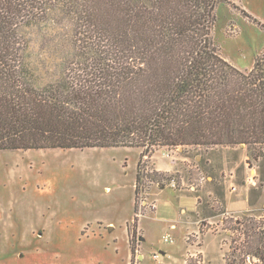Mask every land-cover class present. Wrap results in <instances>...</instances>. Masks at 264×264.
Returning <instances> with one entry per match:
<instances>
[{
  "label": "trees",
  "instance_id": "obj_1",
  "mask_svg": "<svg viewBox=\"0 0 264 264\" xmlns=\"http://www.w3.org/2000/svg\"><path fill=\"white\" fill-rule=\"evenodd\" d=\"M220 2L0 0V150L140 147L136 200L157 148L264 145V48L244 71L220 55ZM238 223L227 264H264V216Z\"/></svg>",
  "mask_w": 264,
  "mask_h": 264
},
{
  "label": "rangeland",
  "instance_id": "obj_2",
  "mask_svg": "<svg viewBox=\"0 0 264 264\" xmlns=\"http://www.w3.org/2000/svg\"><path fill=\"white\" fill-rule=\"evenodd\" d=\"M229 1L215 8L212 37L226 61L249 70L264 48V29L241 11L264 24V0ZM41 35L29 33L39 68L50 60ZM140 152L0 150V264H185L182 218L198 220L200 237L187 235L203 250L202 264L243 257L234 251L238 222L264 216V145L157 148L140 160L148 176L135 200ZM166 232L172 241H164Z\"/></svg>",
  "mask_w": 264,
  "mask_h": 264
},
{
  "label": "crops",
  "instance_id": "obj_3",
  "mask_svg": "<svg viewBox=\"0 0 264 264\" xmlns=\"http://www.w3.org/2000/svg\"><path fill=\"white\" fill-rule=\"evenodd\" d=\"M231 206V205H230ZM156 208V207H155ZM232 210L233 209H236L238 208L237 206H231ZM184 208H181L180 211H183ZM198 220H192V219H189V220H185V218H182V229H183V241H184V244L186 246V250H185V256H184V262L185 264H188L189 262V257L190 255H193L195 254L197 251H203L199 246H197V241L196 242H188V233H196L195 235H197V237L199 238L200 235H199V226L197 224ZM172 225L174 226L172 228ZM170 229H177V225L175 223H171L170 225ZM166 234H169L168 232H166ZM165 234V235H166ZM171 235V234H170ZM172 237V235H171ZM139 240H141L142 238L139 237L138 238ZM172 240H173V237H172ZM137 251V250H136ZM164 253V251H162ZM131 255V254H130ZM137 258L138 259H143L144 258V255L142 254V252H138L137 253ZM190 263V262H189ZM130 264H131V261H130Z\"/></svg>",
  "mask_w": 264,
  "mask_h": 264
},
{
  "label": "built area",
  "instance_id": "obj_4",
  "mask_svg": "<svg viewBox=\"0 0 264 264\" xmlns=\"http://www.w3.org/2000/svg\"><path fill=\"white\" fill-rule=\"evenodd\" d=\"M172 181L173 182L171 183V185L174 186L175 185V181L174 180H172ZM173 227L174 226L172 225V228ZM163 239L166 242L172 241V237H171L170 234L164 235ZM201 254H202V252L199 250L195 254L189 256V258H191V260H192V264H202L203 263V259L201 258ZM155 257L158 258V254H155ZM254 258L255 257H251L250 255H247L246 260H247V262L249 264H255V259ZM188 264H191V263L188 262Z\"/></svg>",
  "mask_w": 264,
  "mask_h": 264
}]
</instances>
